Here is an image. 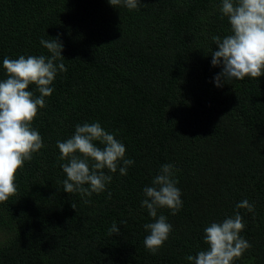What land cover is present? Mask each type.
Listing matches in <instances>:
<instances>
[{"label":"trees","instance_id":"1","mask_svg":"<svg viewBox=\"0 0 264 264\" xmlns=\"http://www.w3.org/2000/svg\"><path fill=\"white\" fill-rule=\"evenodd\" d=\"M141 3L129 11L108 0H0V61L48 55L40 40L59 34L67 68L32 121L45 146L0 203V264H188L207 248L203 229L236 211L251 247L235 264H264V75L214 86L211 37L230 34L220 0ZM96 121L135 163L81 198L64 192L57 141ZM165 163L175 166L183 207L158 210L172 231L152 254L140 201ZM245 199L252 212L236 209ZM114 222L120 232L110 236Z\"/></svg>","mask_w":264,"mask_h":264},{"label":"clouds","instance_id":"2","mask_svg":"<svg viewBox=\"0 0 264 264\" xmlns=\"http://www.w3.org/2000/svg\"><path fill=\"white\" fill-rule=\"evenodd\" d=\"M108 3L129 11L139 10L142 5L141 0H108ZM219 12L222 19H227L230 34L211 37L216 48L210 53V64L220 68L213 76L214 86L219 88L227 81L264 75V0H220ZM40 44L48 55H20L16 59L5 56L0 61L5 76L0 79V203L15 194L17 170L45 146L32 121L38 109L45 107V98L53 93L52 85L58 73L67 71L62 62L65 58L59 34L50 40L42 38ZM30 85L35 86L34 90ZM57 148L60 161H67L60 164L66 174L64 192L79 193L81 198L104 192L113 179L111 174L127 175L128 168L135 163L126 158V146L98 121L75 125L70 137L57 141ZM177 184L175 166L165 163L152 178L151 186L142 189L140 207L152 218V222L143 225L148 233L144 246L152 254L159 251L172 231L168 218L158 215V210L167 208L175 215L183 207ZM71 206L75 209V205ZM235 207L248 212L254 210V205L246 199ZM125 223L122 220L119 224ZM117 225L114 222L110 226V236L119 234ZM244 228L239 211L220 222H211L203 229L207 248L187 255L186 261L188 264H235L251 247L240 235Z\"/></svg>","mask_w":264,"mask_h":264}]
</instances>
